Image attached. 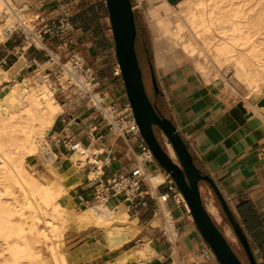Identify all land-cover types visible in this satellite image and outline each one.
<instances>
[{"label":"crops","instance_id":"1","mask_svg":"<svg viewBox=\"0 0 264 264\" xmlns=\"http://www.w3.org/2000/svg\"><path fill=\"white\" fill-rule=\"evenodd\" d=\"M10 1L21 8L23 14L37 17L35 25L42 20L45 23L54 20L59 14L58 4L67 2L73 11L71 22L74 31L68 37H46L45 51L24 45L22 33L0 41V69L8 76V80H3L0 86L22 81L45 63L51 54L65 60L81 49L86 63L91 64L92 69L97 68V86L101 87L104 100L125 108L127 99L121 78L115 73L119 69L116 68L114 51L112 57L102 58L105 52L113 49L104 0ZM164 1L174 7L182 0ZM162 2L134 0L133 11H137L145 23L147 29L143 34L150 40L147 49L149 58L145 62L150 80V92L145 86L147 94L180 135L198 172L211 180L228 205L249 242L257 264H264V160L257 155L264 135V92L249 94L244 86L237 83V79L222 74L212 78L205 69H198L194 60L173 52L166 38L164 43L160 42L161 36L155 31V24L149 21V26L144 16L151 7ZM165 44L167 51L164 50ZM106 76L110 77V83H106ZM126 116L131 118V113ZM57 117L48 135L51 134L53 139L69 136L81 144L91 142L90 147L99 146L104 150L99 158L108 161L102 171L104 179L129 172L137 165V159L142 162L136 145L127 148L93 112L84 108L76 116L70 113L63 118ZM94 127L97 128L95 132ZM99 135L102 137L100 140ZM51 151L55 173L42 171L44 183H50L65 173L75 175L72 181L79 182V185L70 191L76 193L70 196V201L82 209L76 197L81 195L85 199L91 196L96 184L93 179L100 171L92 169L97 175L90 179L91 171L84 168L87 163L76 173L69 159L70 153L59 146L52 147ZM145 167L149 173L161 169L154 162ZM158 172L166 180L167 175ZM150 187L148 183L142 185L140 196L132 201L113 200V205L124 206L126 213L137 222L139 233L130 242L111 250L103 238H74L66 254L70 264H219L196 228L184 229L192 223V218L186 214L188 208L183 198L184 206H177L166 185L154 190ZM215 189L207 181L199 182L201 197L205 196L215 206L216 214L219 209L224 215ZM163 193L171 197L164 206L174 223L176 243H171L163 235L162 218L154 215L155 200ZM153 220L158 222L155 227L151 226ZM146 245L153 251V256L137 261L135 248Z\"/></svg>","mask_w":264,"mask_h":264},{"label":"bare ground","instance_id":"2","mask_svg":"<svg viewBox=\"0 0 264 264\" xmlns=\"http://www.w3.org/2000/svg\"><path fill=\"white\" fill-rule=\"evenodd\" d=\"M9 2L0 0V41L6 39L1 21L6 22L5 28L13 26ZM150 15L162 18L164 37L173 52L194 60L198 69H205L212 78L219 77L225 69V73L232 72L235 79L248 87L249 94L264 92V49L258 42L264 33V0H182L176 7L163 0ZM20 19L22 26L30 30L22 15ZM3 80H8V76L0 69V83ZM52 89L28 76L0 90V194L1 189L12 194L13 187V193L18 192L8 199L0 196V240L5 246L0 249V261L4 264H33L41 257V244L48 246L46 239L59 223L65 224L62 229L68 227L76 232L97 228L111 250L122 247L139 233L137 222L125 207L110 204L104 198L89 202L80 211L69 206L65 197L79 185L72 181L75 175L65 173L50 183H42L39 174L32 172L28 161L37 156L48 171L55 173L54 156L46 136L65 106L58 103ZM97 151L100 147L94 145L78 147L71 153L69 159L76 173L83 169L87 157ZM146 157L142 155L139 160ZM96 175L91 171L89 178ZM148 179L153 190L165 181L158 171ZM24 207L28 209L27 216ZM206 208L211 216L217 215L212 203ZM157 225L156 220L151 222L152 227ZM48 252L53 264H67L55 246H50ZM134 253L137 261L153 256L147 245L136 247Z\"/></svg>","mask_w":264,"mask_h":264},{"label":"built area","instance_id":"3","mask_svg":"<svg viewBox=\"0 0 264 264\" xmlns=\"http://www.w3.org/2000/svg\"><path fill=\"white\" fill-rule=\"evenodd\" d=\"M9 4L10 16L13 19V26L11 29L4 28V35L6 39L10 38L15 33H22V39L24 45L27 47H35L40 50H46L45 48V38H59V37H68L70 33L74 31V26L71 22L73 15L72 7L67 2H61L58 4V16L45 23L43 20L39 25H35V31H30L26 27L22 26L20 19L21 8ZM39 19V17H38ZM52 56L49 55L47 61L44 63H49L52 61ZM55 62H58L59 72L57 78L64 79V84L67 86V91L71 93L72 98L76 102H81V104H87V111H92L100 122L104 123L106 128L110 131H114L117 138L120 139L127 148H131L136 145L139 150V156L147 155V157L139 162L137 159V165L127 173L114 174L111 177L104 179V173L102 172L104 167L107 166L108 161L106 159H100L99 157L104 153V150L94 152L87 157V164L84 168H89V172L92 169L100 171V173L93 179L96 184L91 193V196L88 198H83L81 195H77V200L79 201L80 207L85 208L90 201L104 198L106 202L116 200L132 201L140 196L141 186L145 183L149 184V176L154 173H149L145 167L146 164L156 163L154 158L151 155V152L147 148L144 141L139 135L138 128L131 116L128 118L126 114L130 112L128 103L125 108H119L115 104H107L103 100V95L100 91L97 90L96 77L91 67L86 63V61L79 56L76 51L72 53L65 63H60L59 59H55ZM42 64L41 66H44ZM118 69V66L116 67ZM42 70V69H41ZM38 72V68L36 69ZM42 71H39V73ZM50 72H47L46 77H48ZM115 73L119 74L118 71ZM60 75V76H59ZM87 101V103H86ZM97 130L96 127L93 128V132ZM102 138L100 135L98 140ZM49 146L52 150V147L62 148L68 153H74L77 151L78 147L90 148V143L87 145L81 144L79 141L73 140L71 137L67 136L63 139H53L49 138ZM134 149V148H133ZM83 151V150H82ZM81 151V152H82ZM258 158L264 160V135L263 143L258 151ZM138 158V157H137ZM157 171L164 170L159 169ZM150 185V184H149ZM167 186L168 192L172 193V199L174 200L177 206L183 205L182 195L176 188L175 184L169 177H166V180L158 185V187ZM155 188V189H156ZM171 199L168 193H163L158 195L155 200V213L157 217L162 218L163 223V235L168 238L171 243H176L177 233L174 229V223L170 217V213L165 208V203ZM144 205V204H143ZM186 214L190 216L188 210Z\"/></svg>","mask_w":264,"mask_h":264},{"label":"water","instance_id":"4","mask_svg":"<svg viewBox=\"0 0 264 264\" xmlns=\"http://www.w3.org/2000/svg\"><path fill=\"white\" fill-rule=\"evenodd\" d=\"M104 3L114 56L131 116L152 157L160 168L169 174L188 206L192 223H189L184 229L194 226L219 264H243L203 204L199 182L207 181L214 189L215 186L208 177H203L198 172L172 123L168 119L160 117L150 102L135 49L136 28L130 0H104ZM155 128H158L165 136L178 162H175L163 148L155 134ZM215 191L224 215L238 239L248 263L257 264L241 227L224 199L216 189Z\"/></svg>","mask_w":264,"mask_h":264},{"label":"rangeland","instance_id":"5","mask_svg":"<svg viewBox=\"0 0 264 264\" xmlns=\"http://www.w3.org/2000/svg\"><path fill=\"white\" fill-rule=\"evenodd\" d=\"M9 4H11V2H9ZM132 5H133L132 7L135 9L134 0H132ZM176 6H174V7H176ZM155 7H151L148 11H146L145 16H144V21L148 22L149 26H150L149 21H153V23L155 24V26L157 28V30H155V31H158L159 35L161 36V41L160 42L164 43L165 37L163 38L162 35L165 36V34L163 33L164 31L162 30V18H160V19L159 18H153L150 15V11L159 8L160 5L159 6H155ZM19 15H22V20L30 28V31H31V29H32V31H35L34 27H35V23H37V21H36L37 17H35V18L34 17H29V16L23 14V12H21ZM134 15H135V21H136V26H137V41H136V46H137V51H138L137 52V54H138L137 57H138V61H139V64H140L141 71H142L144 84L147 87L148 92H150V80H149L147 69L145 67L146 66L145 62L149 58V52L147 51V49L149 48L150 40H148V38L146 36L144 37L143 32H144V30L146 31L147 27L144 26L145 23L142 22L140 15L137 13V11L134 12ZM1 24H2V28L4 29L6 27V22L5 21H1ZM37 25H39V24H37ZM2 41H4V40H2ZM258 42H261L263 44L262 47L264 49V33L258 38ZM165 47H164V50L167 51L168 47H167L166 44H165ZM146 51H147V53L145 55ZM76 53H78L79 56L82 57L81 56L82 55L81 54V49L76 51ZM177 54L182 55L181 53H177ZM112 55H113V49H111L110 51L105 52L104 55L102 56V58L108 59V57H112ZM51 56L53 57L52 61H48L49 63H46V65L43 63L44 66L40 65L38 67V72L35 71V72H33V73H31L30 75H27V76H30L31 78H34V81L36 80V82H38V83H42V84L46 83L51 89L52 88L55 89V90L52 89V91H54L53 94H54L55 98L57 99L58 103H60L62 106H65V108H64L65 111L62 114H60L57 118L66 117V115L70 114V113H73V115L76 116V113L79 110L82 111V110H84V108L85 109L87 108V104H81V102H79V103L76 102V100L72 98L71 93L70 94L67 93L69 91H67V86L64 84L65 83L64 79H62L64 76H61L60 79L57 78V75H58V72H59V68L57 67L58 66V62H55L54 59H59L60 63H65L67 61V59L63 60L60 57H58L57 55H55V54H51ZM88 65H89V67L92 68L91 64H88ZM92 70H93L94 75L96 77L95 83H98V80H99L98 76L99 75L97 73V68L95 67ZM224 70H222L220 74H222L224 76H227V77H230L233 80L235 79L232 72L225 73ZM39 71H42V72L39 73ZM47 72H50L49 73L50 75L48 77H46ZM55 74H57V75H55ZM105 78H107L105 80L106 83H110V77L106 76ZM237 83H239L240 85L244 86L248 90V92H250L248 87L242 81H237ZM94 87H97V90L101 91V87L99 85L98 86L95 85ZM146 87H145V89H146ZM1 88H2V86H0V90H1ZM258 94H260V93H258ZM258 94H256V95H258ZM103 100H104V98H103ZM104 102L107 103L106 100H104ZM86 103H87V101H86ZM109 104H113V103H109ZM88 112H92V111H88ZM154 131H155V134H156L157 138L159 139L160 143L162 144L163 148L166 150V152L173 158V160L175 162H178L177 158H176V156H175V154H174V152H173V150H172V148H171V146L169 144V142L167 141L165 136L162 134V132L158 128H155ZM50 137H51V134L47 135L46 136V140L49 141ZM28 164L33 167L32 172H34L36 174H39L40 179H41L40 182L44 183L41 174H42V171L47 170V167L45 166V163L42 160H40L39 157L34 156L28 161ZM86 169H87V171L89 170V168H86ZM15 189L16 188L13 187L12 194H10V195L7 194L5 190L1 189L2 193L0 194V196L2 197V199H8L12 195L16 196V195H18V192L17 193H13V192H15ZM75 194L76 193H70L69 192L67 194V196L65 197V199H66V202H67V204L69 206L74 207V208H79V207H76L74 202L70 201V196L73 197V196H75ZM202 201H203V204L205 206L208 203H210L207 200V198L205 196H203V195H202ZM90 202H92V201H90ZM114 203L115 202L113 200L110 201V204H114ZM80 210H81V208H79L77 211H80ZM23 212H25V216L28 215L27 214L28 213V209L26 207H24ZM217 212H218L217 215L219 216V219H218L217 215L214 216V217L211 216L212 219L214 220V222L216 223V225L218 226L220 231L224 234L225 238L227 239L228 243L232 247L233 251L236 252V254L239 256V258L245 264H247L248 260H247V258L245 256V253H244V251H243L238 239L236 238L234 232L232 231V228H231L229 222L227 221L226 217L221 213V211L219 209H218ZM131 219H133V218L131 217ZM64 225L65 224L62 225L60 223L54 225V228H57V230L55 232H52L51 234L48 235V237L46 239V244L48 245L47 247L44 246L45 244H41V245H43L42 248H41V257H40L41 259L38 258V260L37 259L34 260L33 264H53L52 263V259L50 258V255H49V252H48L50 246H55L57 251L59 253H62L64 255L65 259H66V257H67L66 254L69 251L70 243H72L74 238H76V240L77 239L85 240V239L90 238V237H96L97 239H100V240L102 239V232L100 230H98L97 228H89L85 232H76L74 230H72V231L68 230V227H65L64 229H62V226H64ZM60 230L62 231L61 232V238L58 235ZM4 247L5 246L3 245V242L0 240V249H2ZM66 261H67V264H70V261L68 259H66ZM0 264H4V262L0 261Z\"/></svg>","mask_w":264,"mask_h":264},{"label":"trees","instance_id":"6","mask_svg":"<svg viewBox=\"0 0 264 264\" xmlns=\"http://www.w3.org/2000/svg\"><path fill=\"white\" fill-rule=\"evenodd\" d=\"M130 2H131V5H132V1H131V0H130ZM132 6H133V5H132ZM133 17H134L135 28H136L135 49H136V53H137V52H138V51H137V46H136V41H137V26H136V21H135V15H133ZM137 55H138V54H137ZM148 97H149V95H148ZM149 99H150V97H149ZM150 102H151V104H152L154 110L156 111V113H157L160 117L164 118L163 115H162V114L160 113V111L158 110V108L152 103L151 99H150ZM235 254H236V252H235ZM236 255H237V254H236ZM237 257L239 258L238 255H237ZM239 259H240V258H239ZM240 261H241L243 264H245L241 259H240ZM247 264H248V262H247Z\"/></svg>","mask_w":264,"mask_h":264}]
</instances>
